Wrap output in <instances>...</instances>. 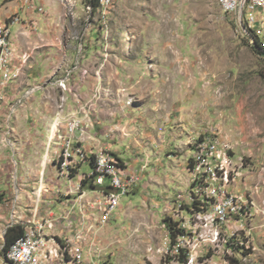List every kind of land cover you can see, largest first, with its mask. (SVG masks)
<instances>
[{
    "label": "rangeland",
    "instance_id": "rangeland-1",
    "mask_svg": "<svg viewBox=\"0 0 264 264\" xmlns=\"http://www.w3.org/2000/svg\"><path fill=\"white\" fill-rule=\"evenodd\" d=\"M218 1L84 5L73 56L80 41L91 46L83 29L96 26L103 48L86 57L103 59L106 87L114 92L91 94L87 102H93L80 116L71 115L66 127L79 119L86 130H103L106 145L88 152H111L136 181L117 218L83 247L80 264H182L170 246L169 218L185 230L177 241L189 253L186 264H230L233 257L240 264H264V9L259 40L244 34L239 14L224 13ZM116 98L126 111L90 109L105 100L115 105ZM206 137L218 142V161L198 169L196 145ZM6 153L14 155L11 148ZM207 153L213 144L200 149V156ZM91 171L84 163L77 173ZM228 196L240 209L222 222L214 207ZM59 255L61 264L72 259Z\"/></svg>",
    "mask_w": 264,
    "mask_h": 264
},
{
    "label": "crops",
    "instance_id": "crops-1",
    "mask_svg": "<svg viewBox=\"0 0 264 264\" xmlns=\"http://www.w3.org/2000/svg\"><path fill=\"white\" fill-rule=\"evenodd\" d=\"M69 1L71 4L63 6L60 0H34L32 7H23V0H0V27L17 13L23 20L10 25L17 76L0 89L1 96L4 94L0 101V264H7L4 258L6 232L14 225H22L24 232H28L29 222L73 212L76 224L72 229L65 230L59 224L55 230L48 232L59 243L49 242L46 245V232H38L39 246H45L39 247L38 260L41 264H61L60 252H67L71 258L77 248L84 252L83 247L90 245L92 234L101 232L117 218L115 215L118 216L122 206L121 201L111 222L95 231V215H88L87 218V208L99 198L106 197V189L88 182V187L85 184L80 190L78 186L82 174L79 173L69 180L57 178L54 161L60 128H66L71 115H81L82 107L93 100L87 102L91 94L103 97L114 92L106 87L109 82L108 76L105 77L103 59L92 61L86 57L92 48H99L100 52L103 48L102 42L97 41L96 26L83 29L91 46L85 47V40L80 41L78 51L84 55L80 57L78 53L77 57L73 56L77 49L74 32H81L76 25L86 10L81 0ZM37 7H45V13H40ZM93 62L94 68H90ZM12 67L14 70V63ZM31 89L32 95H28ZM121 103L117 98L115 105L105 100L95 106L92 104L90 109L117 114L128 108ZM75 137L89 151H93L94 145H106L105 139L108 138L103 130L98 134L90 128L77 131ZM9 148L13 150V156L6 153ZM11 176L16 178L17 183L14 181L11 184ZM40 194L39 213L34 217L35 203ZM12 216H20L21 221L14 223ZM76 233H83V237L80 239ZM66 264L76 263L70 259Z\"/></svg>",
    "mask_w": 264,
    "mask_h": 264
},
{
    "label": "built area",
    "instance_id": "built-area-1",
    "mask_svg": "<svg viewBox=\"0 0 264 264\" xmlns=\"http://www.w3.org/2000/svg\"><path fill=\"white\" fill-rule=\"evenodd\" d=\"M106 1L107 5L108 2H111V0ZM227 1L229 3V14H239L241 16L240 29L242 32L247 34L250 38L251 35H259V40H263L261 11L263 10L264 0ZM33 3L34 0H23V7H32ZM243 9H250V24L242 23ZM37 10L40 13H45L46 11L45 7H37ZM22 21L21 16L17 13L12 15L8 21L0 27V85L4 84L6 80H15L17 64L15 61V47L10 25L19 24L22 23ZM251 27H258V34H251ZM6 63H14V70L11 74H4V65ZM78 64H80V61H78ZM28 95H32V89L31 92H28ZM84 128L85 124H80L79 119L70 120L69 126L60 128L59 139L57 140L56 146L58 151L56 152V159L54 161L57 170V178L60 180H69L72 178L73 173L78 172L81 164H90L92 166V171L89 174L82 175L81 183L78 188L82 190L83 181H88L95 187L106 189V197L99 198L87 208L89 211H87V218L88 215H95V225H107L111 222L113 215L118 211L122 199L130 193L131 187L136 179L134 175L126 173L124 169L121 168L118 160L111 152L100 150L89 153L87 149L78 143L75 134L77 131L83 130ZM206 144H213V153H207V156H200V149H205ZM217 155L218 142L216 140L211 139V137H206L201 140V142H198L194 156L198 169L209 167L210 163L217 162ZM15 185L18 186L17 184ZM18 191L17 189V192ZM40 200L41 194L37 196L34 207V217H37L39 213ZM14 207L16 208V205H14ZM239 209V204L234 196L225 197L222 201L216 203L214 207L216 216L222 222L227 221L229 216L237 214ZM19 217L20 216H12V221L14 223L16 220L20 222L21 219ZM59 224H61L65 230L69 231L72 229L76 224V218L73 216V212L67 211L59 217L51 215L50 218H42L36 222H29L30 232H24V235L10 246V251H4V258L7 264H32L33 261L38 260L37 248L45 247L35 245V238H38V232H46V245L49 244V242H58L55 238H51L48 232L55 230ZM75 235H80V239L83 237V233H76ZM82 259V252H76L71 260L76 264H80Z\"/></svg>",
    "mask_w": 264,
    "mask_h": 264
},
{
    "label": "trees",
    "instance_id": "trees-1",
    "mask_svg": "<svg viewBox=\"0 0 264 264\" xmlns=\"http://www.w3.org/2000/svg\"><path fill=\"white\" fill-rule=\"evenodd\" d=\"M84 5H92L94 7V9H97L100 5V0H83ZM240 16V15H239ZM241 18V16H240ZM257 41V40H256ZM259 41H257L258 43ZM261 54H264V51H260ZM120 159H118L119 161ZM88 181H83V186L87 183ZM168 223V229H169V233H170V246L172 248H176L178 251V255L180 257V262L182 264H186L188 259H189V253L187 250H185L184 248L181 247V245L178 243L177 239L180 236L185 235V230L181 229L178 227V223L173 222L172 219L169 218L168 221H166ZM24 235V226L22 225H14L12 227H10L7 232H6V243H5V247H4V251H7L10 246L15 243L19 238H21ZM236 254V253H235ZM230 264H240V260H238V258L233 257L230 259Z\"/></svg>",
    "mask_w": 264,
    "mask_h": 264
},
{
    "label": "bare ground",
    "instance_id": "bare-ground-1",
    "mask_svg": "<svg viewBox=\"0 0 264 264\" xmlns=\"http://www.w3.org/2000/svg\"><path fill=\"white\" fill-rule=\"evenodd\" d=\"M220 7L222 8V10L224 11V13H229L228 10H229V3L227 0H219L218 1ZM102 5H105L107 4V1L106 0H101L100 2ZM90 6V5H88ZM88 8H91V7H88ZM263 9H264V3H263ZM242 20H244V24L248 23L250 24V9H243V16H242ZM13 72V67H12V63H6L4 65V74H11ZM18 72V71H17ZM17 76V74L15 73V77ZM11 80H6V82L4 84H1L0 85V89L2 87H6V85L8 84V82H10ZM13 81V80H12ZM4 95V94H3ZM2 95V96H3ZM1 96L0 94V101L3 100V97ZM5 99V98H4ZM3 102V101H2ZM56 126L54 127V130H55ZM119 207H120V204H119ZM30 232V230L28 231ZM40 244V239H39V235H38V238H35V245H38L39 246ZM7 251H10V248L7 250ZM39 252V247L37 248V254ZM76 252H82L81 249H76ZM32 264H41V262L39 260H35L33 261Z\"/></svg>",
    "mask_w": 264,
    "mask_h": 264
}]
</instances>
